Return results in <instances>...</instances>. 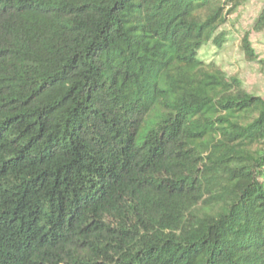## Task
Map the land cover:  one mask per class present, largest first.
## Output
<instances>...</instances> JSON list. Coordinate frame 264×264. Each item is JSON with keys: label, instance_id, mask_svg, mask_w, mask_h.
I'll return each instance as SVG.
<instances>
[{"label": "trees", "instance_id": "trees-1", "mask_svg": "<svg viewBox=\"0 0 264 264\" xmlns=\"http://www.w3.org/2000/svg\"><path fill=\"white\" fill-rule=\"evenodd\" d=\"M246 1L0 0V264H264Z\"/></svg>", "mask_w": 264, "mask_h": 264}, {"label": "rangeland", "instance_id": "rangeland-1", "mask_svg": "<svg viewBox=\"0 0 264 264\" xmlns=\"http://www.w3.org/2000/svg\"><path fill=\"white\" fill-rule=\"evenodd\" d=\"M264 0H247L236 11L228 16L225 29L228 40L224 47L217 52L212 47L205 48L202 56L208 60L215 59L230 73H240L246 80L249 90L260 95L264 94V68L257 63H248L241 50V41L246 31H250V38L260 57L264 59V31L253 29ZM214 54V57L212 55ZM247 62V63H246Z\"/></svg>", "mask_w": 264, "mask_h": 264}]
</instances>
